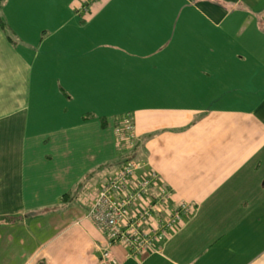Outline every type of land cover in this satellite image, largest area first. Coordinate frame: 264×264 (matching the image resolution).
Here are the masks:
<instances>
[{"label":"crops","instance_id":"crops-1","mask_svg":"<svg viewBox=\"0 0 264 264\" xmlns=\"http://www.w3.org/2000/svg\"><path fill=\"white\" fill-rule=\"evenodd\" d=\"M32 1L4 2L15 37L25 22L17 12L27 13ZM107 7L117 32L72 53L53 55L51 43L52 71L34 45L9 43L0 30V218L13 219L0 226V264H98L104 247L112 264H264V0H110ZM92 14L89 22L98 18ZM206 58L218 59V74L222 62L238 64L236 107L200 89L214 72L199 67ZM73 65L79 70L69 77ZM55 78L58 101L70 104L66 90L73 91L80 114L94 119L66 123L60 103L41 118ZM123 115L137 136L126 150L114 133ZM126 160L145 164L137 175L156 174L149 196L164 194L165 209L193 207L142 257L107 247L86 218L103 179ZM88 174L95 187L62 200Z\"/></svg>","mask_w":264,"mask_h":264},{"label":"rangeland","instance_id":"rangeland-1","mask_svg":"<svg viewBox=\"0 0 264 264\" xmlns=\"http://www.w3.org/2000/svg\"><path fill=\"white\" fill-rule=\"evenodd\" d=\"M94 1L95 2L91 5V7H89L84 6L83 1H79L76 4V0H33L30 5L31 10H29L24 15H22V12H17L18 17L25 19V22L19 26L23 31V37H15L16 39H18V45L21 48L33 47L34 45V50L40 51L41 53L39 60L42 61L44 70H54V63H56V59L52 55L47 54V49L51 43L53 46V55L57 51L72 53L80 45H85L87 47L86 49H88L89 47H93L95 45V38L93 36L105 37L110 32H117L118 23L112 19V16H110V8L107 7V3H109L110 0ZM99 2L103 3V5L98 9L94 8V11H92V7L97 4L99 6ZM93 12L96 14H94ZM127 12H129V10ZM91 14L97 15L98 18L94 17L92 21L89 22ZM11 20H9V22ZM46 30L47 33L44 34ZM51 34L54 35L51 36ZM140 38L141 34L138 36L136 41H138ZM100 43L105 44L106 42H97V44L95 45L96 48ZM77 59L78 57L74 59H72L71 57H65L61 61L74 62ZM222 64L223 65H221L220 67L224 70V73L218 74L217 69L219 68L220 64L217 58H206L204 62L198 63L200 68L205 67L206 69L211 68L212 70H214V72L212 73H207L210 75V80H207L206 84L202 85L200 89L204 91V94H206L210 101L211 97H213V101L216 98H221L225 101H230V107H236V105L233 104L234 100H236L235 87L236 83L238 81H241L239 79L240 73L237 71L238 64L236 65L233 62L229 64L227 62H222ZM135 65L138 66V61H135ZM61 69L63 71V68ZM228 69L230 70L228 71ZM78 70V66H71L70 68H68V76H75ZM53 80L54 86L52 87V94H50L52 101L48 104L50 105V108L42 106L40 113L42 119V113H51L53 110H55L57 113L61 109V107L58 106V103L61 104V102L58 101V95H55L56 87L59 84V87L61 88V79L55 78ZM249 81L250 77L247 76L244 82L249 83ZM43 82L46 85L49 84L50 86V78H48L47 76L43 78ZM191 82L192 81L188 79L187 82L184 83L190 84ZM222 82L224 83V88H220ZM239 90L247 96L250 95L252 91L250 89ZM47 91L48 89L44 90L43 96L47 95ZM256 91L260 90L258 89ZM66 93L68 97L72 99V102L68 104V102L65 101L63 102V104H61L63 106V110H65L69 114V117L64 118V121L66 123H69V121H73L74 119L78 120L80 117L83 118L86 113L80 114V100L73 96V91L66 90ZM185 97V100H191L190 96L186 95ZM193 99L201 101V98L199 96L193 97ZM75 101L78 104H75ZM219 102L221 101L216 100L215 104ZM126 117L131 116H125L123 118L125 119ZM46 121H48L50 125H54L55 121L58 120L56 118H49L46 119ZM108 177L109 175L103 179V183L107 181ZM191 211L192 209L189 211V214L191 213Z\"/></svg>","mask_w":264,"mask_h":264},{"label":"built area","instance_id":"built-area-1","mask_svg":"<svg viewBox=\"0 0 264 264\" xmlns=\"http://www.w3.org/2000/svg\"><path fill=\"white\" fill-rule=\"evenodd\" d=\"M115 136L128 149L135 143L136 135L131 117H126L115 128ZM145 164L127 161L96 190L86 218L106 237L107 247L120 246L129 256L153 254L159 243L168 240L169 232L189 214L192 206L179 204L165 209L171 201L165 195L153 199L148 191L157 176L154 172L142 173ZM98 264H112L108 248H102Z\"/></svg>","mask_w":264,"mask_h":264},{"label":"trees","instance_id":"trees-1","mask_svg":"<svg viewBox=\"0 0 264 264\" xmlns=\"http://www.w3.org/2000/svg\"><path fill=\"white\" fill-rule=\"evenodd\" d=\"M6 0H0V30L2 31V33L4 34V36L6 37L7 41L9 43H13L15 40V35L13 33V31L10 29V26L8 24V22L6 21L3 13H2V8L4 6V2ZM83 121H88V120H92L94 119V116L92 114H86L85 116H83ZM101 124L103 127H105V121L102 120ZM127 161V160H126ZM125 162V161H124ZM124 162L120 165V161H119V167H121ZM113 166V165H112ZM109 167V164H105L103 168H107ZM100 169V168H99ZM117 169V168H115ZM115 170L113 169V171L111 172V174H113ZM89 174L87 176H84V178L82 179V181H80L70 192V194L65 195L62 200L64 201H71L73 202L74 198L76 197L75 195H78V198L80 197V195L84 192V190H89V189H93L95 186V183H89ZM77 198V197H76ZM90 206V205H88ZM13 219L6 217V218H0V226L5 224V223H9L11 222ZM142 256H146L145 254H138L136 257H142Z\"/></svg>","mask_w":264,"mask_h":264},{"label":"clouds","instance_id":"clouds-1","mask_svg":"<svg viewBox=\"0 0 264 264\" xmlns=\"http://www.w3.org/2000/svg\"><path fill=\"white\" fill-rule=\"evenodd\" d=\"M134 126V125H133ZM117 128V127H116ZM136 135V134H135ZM123 143L118 141V148H120L121 150H126V148H124V145H122Z\"/></svg>","mask_w":264,"mask_h":264}]
</instances>
